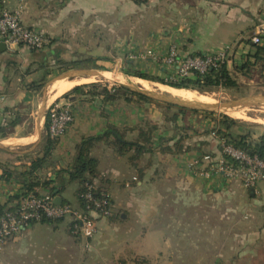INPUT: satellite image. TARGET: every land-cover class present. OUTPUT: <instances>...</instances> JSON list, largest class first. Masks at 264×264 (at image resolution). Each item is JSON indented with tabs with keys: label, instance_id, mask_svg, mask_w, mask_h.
Listing matches in <instances>:
<instances>
[{
	"label": "crops",
	"instance_id": "crops-1",
	"mask_svg": "<svg viewBox=\"0 0 264 264\" xmlns=\"http://www.w3.org/2000/svg\"><path fill=\"white\" fill-rule=\"evenodd\" d=\"M6 7H21L23 23L44 33L50 44L40 52L23 47L0 50V113H11L6 123L18 118L10 134L0 135L6 147L0 151L15 157L2 161L7 157L0 156V204L21 188L18 182L4 181L2 167L20 170L30 165L31 157L25 155L41 156L34 146L37 142L25 151L12 149L30 145L29 140L39 139L40 133L43 141L47 134L43 101L34 115L38 91L33 85H40L36 80L48 62L60 68L63 62L84 58L112 71L108 65L117 56L121 59L114 65L118 71L153 84L132 74L169 72L171 78L172 70L163 63L171 45L187 56H215L231 47L227 65L232 72V58L239 62L252 53L251 39L264 16V0H148L142 4L133 0H8ZM261 74L264 78V65ZM236 76L243 77L238 72ZM53 79L44 87L47 94L55 84L65 82L52 84ZM47 94L46 110L55 101H70L75 121L58 141L44 176L55 178L57 171L70 169L82 140L105 137L109 128L128 137L148 124L154 126L151 161L134 167L128 157L101 140L96 158L106 180L102 185L112 199V218L98 221V233L89 241L73 235L68 220L24 228L19 233L24 245L16 238L7 243L0 264H9L15 254L23 252L26 264H89L77 257L80 251L92 255L91 264H254L264 253V184L249 190L240 181L206 172L201 165L205 155H221L220 137L213 131L217 119L189 113L178 114L171 123L164 109L154 104L124 100L104 104L100 98L77 95L51 100ZM262 126L241 127L237 132L232 128L231 132L251 130L258 139L264 135ZM9 140L15 143L7 145ZM196 162L200 165L195 169ZM78 189L77 182L69 183L55 198L79 206Z\"/></svg>",
	"mask_w": 264,
	"mask_h": 264
},
{
	"label": "trees",
	"instance_id": "trees-1",
	"mask_svg": "<svg viewBox=\"0 0 264 264\" xmlns=\"http://www.w3.org/2000/svg\"><path fill=\"white\" fill-rule=\"evenodd\" d=\"M137 4L146 3L148 0H133ZM264 18V16H263ZM254 51L249 53L246 61L239 67L237 72H241L243 76H250L252 69L256 68L260 63L264 65V45L251 44ZM36 52V51H33ZM193 57H203V55H194ZM83 61H71L61 63L60 69L67 71L73 69L77 66H81ZM132 76L157 82L178 91H197L201 94L211 93L219 88L223 89H235L238 88L239 83L234 74L228 69L227 62L221 64L218 68H208L206 73L202 74L199 71H191V75L185 78L176 77V80L169 79L164 80L157 77H152L150 75L133 73ZM171 76V74H170ZM34 90L39 91L41 85H33ZM86 89H89L86 91ZM69 94H75L77 96H86L90 99L100 98L104 104H114L121 100L126 102H137L139 105L141 103H152L153 99L146 97L144 95L135 93L126 87L116 85L109 88L107 85H100L99 83H93L90 85L77 86L72 91L67 93L64 97H68ZM167 108L174 105L166 103ZM179 112L168 116L167 120L169 122H176L177 115H187L189 113H201L200 111L178 107ZM206 115H214L206 111H202ZM220 118L215 120V127L213 131L221 138L225 139L226 142L235 148L245 150L252 155H257L259 158L264 160V135H261L258 139H254L250 131H246L244 134L234 135L231 130L234 127H241L235 119L228 117L227 115H221ZM18 120V118H17ZM14 120L10 123H6V120L1 122L0 120V135L6 137L10 134L11 130L14 129L18 121ZM7 124V125H6ZM48 122L46 121V127ZM149 130L140 129L138 138L135 140H127L124 134L115 128H109L106 136H96L88 137L82 140L77 149V154L75 156L74 162L70 169L57 171L55 178H49L43 175V172L47 169L48 160L51 159L53 150L55 149L59 140H52L46 134L43 138V148L39 153L41 156L25 155V157H31V162L29 166H25L20 170L8 167L4 165L3 179L6 183L11 184L12 182H18L21 188L13 196L8 198V202L5 204H0V216L7 210H15L21 205V202L26 197L33 195L41 197L42 194L47 193L52 196H56L55 192L62 193L69 183L77 182L79 184V189L76 193L79 207L85 208L86 202L82 198V194L87 190V184L98 185L96 181H99L101 185L97 187L95 192L100 194L102 191H107L102 185L106 180L102 177L100 171L98 170L99 161L96 158L90 156L91 148L99 143L101 140L111 138L114 140L113 148L118 155L125 156L129 152H135L129 158L131 165L134 167L138 166L137 161L139 157L145 153H152L153 141L152 135L155 131L154 126H149ZM249 129V128H247ZM144 140V142L141 141ZM165 150H169L168 148ZM229 161V158H227ZM67 177V179L64 178ZM65 204H71L68 201ZM113 216V215H112ZM112 216L109 218L111 219ZM108 220L102 217H98L97 221ZM62 220H51L43 218L40 222L31 221V226L37 223H48L53 224ZM142 263L139 261L137 264Z\"/></svg>",
	"mask_w": 264,
	"mask_h": 264
},
{
	"label": "built area",
	"instance_id": "built-area-1",
	"mask_svg": "<svg viewBox=\"0 0 264 264\" xmlns=\"http://www.w3.org/2000/svg\"><path fill=\"white\" fill-rule=\"evenodd\" d=\"M8 0H0V43L7 49L23 47L40 52L49 44V39L38 29L23 23L21 7L10 10L6 7ZM264 35V18L256 25V34L252 37L253 44H261ZM231 47L225 48L217 55L193 57L184 55L177 45H171L163 63L172 68V79L185 78L196 70L206 73L208 68H218L227 62ZM137 57H133L135 59ZM158 61L159 59H156ZM11 113H0V120L6 119ZM47 135L52 140H60L75 121V115L70 102H54L46 110ZM214 135L219 137L215 132ZM220 156L205 155L201 165L209 173L221 174L230 181H240L244 188L257 189L264 184V160L257 155L235 148L220 138ZM229 158V161L228 159ZM195 169L200 162L194 163ZM202 167V166H201ZM201 174H206L204 171ZM98 185L87 184V190L82 194L86 207L72 204L58 205L55 197L44 193L41 197L30 195L23 199L15 210H7L0 216V252L8 241L19 234L22 229L30 227L31 221L40 222L43 218L51 220H68L70 231L86 241L92 240L98 233V217L109 219L112 216V199L108 191L97 194ZM144 264V263H139Z\"/></svg>",
	"mask_w": 264,
	"mask_h": 264
},
{
	"label": "rangeland",
	"instance_id": "rangeland-1",
	"mask_svg": "<svg viewBox=\"0 0 264 264\" xmlns=\"http://www.w3.org/2000/svg\"><path fill=\"white\" fill-rule=\"evenodd\" d=\"M262 40H263L262 43L258 44V45H264V35L262 36ZM251 48H252L251 50L253 52L254 49L252 46H251ZM111 60H112V61H110L111 64L108 65V67H110L112 69L111 73H113V74H108L107 78H101V77L76 78V79H89V80H85V82H84V80H82L81 83H79L77 86L99 83L100 85H107L109 88H112L116 85H119L118 83H126V84L130 83V84H133L137 87L145 89L147 91L167 94V95H170L173 97H181V98H185L187 100H191V101H195V102H203V103H208V104L227 103V102H233V101H237V100H244V99L250 98V96L255 97L252 95H264V78L262 77V74H261L263 64L260 63L256 68L252 69V72L250 73L249 77L243 76L241 72H238L241 76L245 77L246 79H244L243 77L241 78L240 76H236V72L238 71L239 67L246 61V58L245 59H239L238 60L239 62L235 61L234 58H232V62L234 64V69H233L232 73L237 78V81L239 83L238 88H235V89L219 88V89H217L211 93H205V94H201L197 91H179V93H175V92H172L171 90H169V88H167L165 86L163 87L162 84L157 83V82L153 83V84L141 82L139 79L132 78L131 76H129L128 73H126L125 71L122 73L121 71H118L116 69V67L114 65L117 64V62H120V60H121L120 58H117V56H114ZM228 60L229 59L227 58L226 61L228 62ZM81 61H83V63L78 68L103 70L94 62H86L84 58H81ZM170 69H172V68H170ZM67 71H69V70H67ZM136 71H138V70H136ZM49 72H52V74ZM64 72H66V71H63L62 69L59 68L58 65H54V63H52V62H48V66H46L41 71V73L39 74V77H38L39 80H36V81H39L41 88L39 89L38 93L34 95L33 100L35 101V104H36V110L34 111L35 112L34 115H37V113H38L37 106L39 104H41V102L44 100V95H45L44 94V87L49 85L48 82L50 79H53L54 77H57L61 73H64ZM143 74L150 75L152 77L161 78L164 80L169 79V72H167L165 75L164 74H162V75L150 74V73H145V72ZM172 80H174V79H172ZM249 80H252L253 83L252 82L250 83ZM239 81H242V82H239ZM35 83H37V82H35ZM58 84H55L53 86V88L55 86H57ZM77 86H75V87H77ZM88 90L89 89H86V91H88ZM70 91H72V90H70ZM69 92H67V93H69ZM67 93H65L64 95H66ZM47 95L49 96L48 98L51 97V100L55 99L53 97L51 88L49 89V92ZM64 95H62V98L64 97ZM71 97H76V96H75V94H69V96L66 98V100H70ZM67 102H70V101H67ZM136 104H138V103H136ZM150 104H154L155 106H157V105L160 106L162 109H164V112L166 113V115L168 114L169 116H172L173 114H176L179 112V108H177L175 106L167 108L166 103L159 102V101H153L152 103H141L140 105H150ZM150 108L151 107L148 108L147 112H149ZM206 112H209V111H206ZM209 113H213L214 115H206V114H203L202 112H201V115L208 116L212 120L213 119H219L220 118L219 116H221V115H227L228 117H231L232 119H235L237 122H239L240 125H244V127L241 126L243 129L244 128L246 129L247 127H252L254 129V128H257L258 125H263L262 127H264V108H236V109H232V110L225 111V112H209ZM233 113H237V115L233 114ZM166 118H167V116H166ZM149 126H152V125L148 124L146 127H143V128L145 130H149L148 129ZM241 127H239V126L234 127L233 128L234 132L239 131V128H241ZM249 131H251V130H249ZM138 134L139 133L137 132V134H130L128 137H126L127 133H125L124 136L127 139L133 141L136 139V137H138ZM37 139H38L37 137H34L31 140H29V141H31L30 145L25 146V147H23V146L13 147L14 149H12V150L13 151H25V150L29 149V147L32 144L37 142ZM106 140H107V146H113L114 140H112L111 138H107ZM141 141L144 142L143 139H141ZM7 143H8L7 145H10V143H15V142H12L9 140V142H7ZM101 144L102 143H100V144L97 143L91 148V150H90V156L91 157L96 158V154L99 153ZM42 148H43V141H41V143L40 142L38 143L37 150L41 151ZM35 153H36V151L33 152L32 154H35ZM133 155H136L135 152H129L128 154L125 155V157H128V159H129ZM0 156L1 157H7V158H2L3 159L2 161H4L5 159L10 160L11 157L15 158L11 155L4 153L3 151H0ZM148 157H150L149 153H145V154L141 155L139 157V160L137 161V163L141 162V164H143V165L149 164L151 160ZM98 170H102V169H99V167H98ZM15 236L13 238H11L8 241V243L10 241L15 240V238H16L20 244L24 245L23 238L22 239L20 238L21 235L17 234V236L16 237ZM3 251L0 252V263H1V259H2L1 255L4 253ZM80 252L81 253L78 252V254H77V257L79 259L81 257V259L85 260L84 263H88V262H89V264L93 263L91 261L92 259H90L92 257V255L85 256V252H83V254H82V251H80ZM260 254H261L260 258L258 260H256L254 262V264H264V253H260ZM88 257H89V259H88ZM26 259H27V257L24 254V252H23V254H15V258L12 259V261L9 262V264H26L25 263ZM93 261H94V259H93ZM243 261L244 260H242V262ZM2 264H8V263L2 262Z\"/></svg>",
	"mask_w": 264,
	"mask_h": 264
},
{
	"label": "water",
	"instance_id": "water-1",
	"mask_svg": "<svg viewBox=\"0 0 264 264\" xmlns=\"http://www.w3.org/2000/svg\"><path fill=\"white\" fill-rule=\"evenodd\" d=\"M6 49V46L3 43H0V50ZM108 74H113L111 71H104V70H96V69H84V68H78V69H71L69 71H66L64 73H61L59 76L55 77L52 80V84L59 80H74L76 78L81 77H101V78H107ZM115 75V74H114ZM120 86L126 87L129 90L144 95L146 97H149L153 100L169 103L174 106L192 109L196 111H209V112H225L236 108H264V98L261 97H250L244 100H237L233 102H227V103H219V104H208L203 102H195L179 97H173L167 94L162 93H156L147 91L145 89H142L140 87H137L130 83H118ZM44 100L41 107V114H45L46 117V107H47V91L44 89ZM42 136L41 133L39 135V139L37 143L34 146H37L38 143L41 141ZM6 147L0 142V149H5ZM57 194V192H55ZM55 202L58 205H61L63 203V199L59 196L55 198Z\"/></svg>",
	"mask_w": 264,
	"mask_h": 264
},
{
	"label": "bare ground",
	"instance_id": "bare-ground-1",
	"mask_svg": "<svg viewBox=\"0 0 264 264\" xmlns=\"http://www.w3.org/2000/svg\"><path fill=\"white\" fill-rule=\"evenodd\" d=\"M85 80H89V79H84V82H85ZM63 81H65V82L60 81L61 83H59L57 86H55L52 89V94H53L54 98L59 97L61 95H64L65 93L69 92L75 86H77L79 83H81L82 80L81 79H75L73 81H69V80H63ZM183 99H185V98H183Z\"/></svg>",
	"mask_w": 264,
	"mask_h": 264
}]
</instances>
